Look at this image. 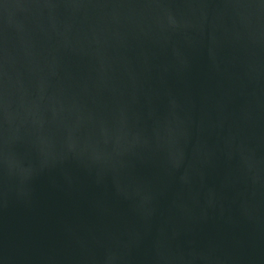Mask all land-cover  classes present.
Wrapping results in <instances>:
<instances>
[{
  "label": "water",
  "instance_id": "1",
  "mask_svg": "<svg viewBox=\"0 0 264 264\" xmlns=\"http://www.w3.org/2000/svg\"><path fill=\"white\" fill-rule=\"evenodd\" d=\"M0 264H264V0H0Z\"/></svg>",
  "mask_w": 264,
  "mask_h": 264
}]
</instances>
